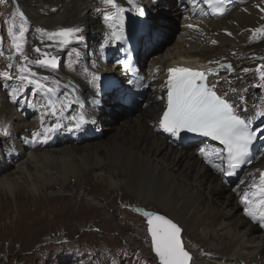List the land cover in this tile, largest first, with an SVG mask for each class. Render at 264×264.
Masks as SVG:
<instances>
[{
  "label": "bare ground",
  "instance_id": "bare-ground-1",
  "mask_svg": "<svg viewBox=\"0 0 264 264\" xmlns=\"http://www.w3.org/2000/svg\"><path fill=\"white\" fill-rule=\"evenodd\" d=\"M205 1L115 0L114 4H105L104 0H26L21 12L30 35L25 45L19 36L22 24L18 21V32L14 31V35L21 50L15 65L19 71L26 65L49 73L51 79L43 80L39 103L34 99L27 101L21 93L15 99V103H20L19 108H14L9 96L16 90L15 78L10 82L7 75H2L6 79L4 88H11L8 92L4 88L0 91V141L5 146L0 147V192L7 188L14 198L21 194L27 197L20 186L13 193L12 188L21 175H13L10 164L15 163L4 160L5 150L7 156L16 159L10 147L17 156L24 157L16 162L15 170L23 174L27 167L36 169L41 183H33L31 191L43 201L48 200L47 193L54 186H59L61 194L79 197L84 207L96 210L91 200L99 197L95 192L99 184L120 194V206L123 204L124 208L137 211L142 201L165 209L198 246L208 251L204 257L210 259L201 257L200 264H264V227L249 217L245 212L247 205L241 199L245 191L255 190L252 183L259 184L260 173L264 172V143L258 149L255 163L232 181L214 166L223 167L222 160L214 155L219 149L216 143L200 135L183 144L160 127L167 110L169 68L204 73L210 89L236 106L237 114L242 116L255 115L253 106L264 105L261 79L264 41L257 39L264 36V0H226L228 10L223 15L210 13ZM179 4H184V8L177 7ZM164 8L172 16L182 17L180 36L164 54H155L146 70L142 68L149 84L141 108L137 107L140 111L113 127L112 117L123 111L128 94L124 88L125 73L117 60L112 62L118 46L111 36L121 30L118 22L130 10L146 13L144 16L149 19L144 23L149 28L135 37L136 60L142 66V59L152 46V37L159 41L169 31L163 21L168 14L159 16ZM147 11L152 12L151 18L147 17ZM77 28L80 31L74 36L79 39L70 37L67 44H62L64 38L59 35L43 37L61 29ZM10 41L13 45V37ZM36 49L40 50L39 54L59 55V69L51 72L35 63ZM101 54L105 55L104 59L100 58ZM64 60L67 65L63 64ZM23 74L26 80L30 79L27 73ZM106 77L116 83L108 82ZM40 86L33 84L34 88ZM49 99L56 101V116L45 107ZM61 103L64 107L59 112ZM28 112L38 114L26 121ZM102 127L114 130L111 139L94 142L95 132L102 134ZM250 127L264 138V118L255 120ZM201 148L209 153L207 158L201 155ZM44 168L53 170L41 171ZM97 169L104 174L94 181L92 176ZM86 192L93 194L91 199L86 197ZM14 201L17 204V198ZM17 214L19 218L22 216L16 209ZM60 236L55 241L62 239ZM123 239L135 244L132 237L123 236ZM135 246L142 255L146 254Z\"/></svg>",
  "mask_w": 264,
  "mask_h": 264
},
{
  "label": "rangeland",
  "instance_id": "rangeland-1",
  "mask_svg": "<svg viewBox=\"0 0 264 264\" xmlns=\"http://www.w3.org/2000/svg\"><path fill=\"white\" fill-rule=\"evenodd\" d=\"M25 1L0 0V74L7 73V77L11 80L13 77L15 78L14 82L17 84L15 96L23 93L22 87L26 85L25 82L27 80H30L24 79L22 81L20 79L21 73L15 65L20 52L16 50L10 41L14 31L15 33L18 32V21L25 28V16L21 18L19 15L25 6ZM183 6L184 4H180L177 7L183 9ZM14 12L15 15H13ZM164 14H168L163 21L169 27V31H166L159 41L152 37V46L148 47V53L141 62L142 68L145 70L152 62L155 54H164V50L169 45L172 46L174 41L180 36L179 24L182 17L172 16V12L170 13V10L166 8L162 10L159 16L164 17ZM12 15L14 18H10ZM144 15L146 13H143L141 21L142 33L149 28L148 24L144 23V20L148 21L149 18H145ZM148 16L151 18L152 12L147 11ZM153 19H155V16ZM10 29L12 36L10 35ZM29 35V30L25 28L22 38L25 45ZM257 39L259 42H263L264 36H259ZM18 44L19 46L21 45L20 42ZM146 46L148 45L146 44ZM39 53L40 51L37 52L35 50L33 56H36L37 59V57L41 56ZM63 64L67 65L68 63L66 64L64 60ZM49 68L57 69L59 66L57 64V67ZM26 76L32 77L34 74L27 73ZM49 79L51 77H39L40 81H48ZM10 82H13V80ZM5 83L6 79L0 75V91L4 88ZM10 88H4L3 91L8 92ZM15 99H13V94L9 96L11 106L19 108L20 103H15ZM108 101L109 99L106 100V104H108ZM138 104L142 105L141 101L136 102L133 107H123V111L113 115L110 122L111 125L113 127L118 126L126 116L138 113L141 108V106H139L140 108L136 107ZM35 117L30 114L29 118L25 117V120L31 121ZM102 129L104 130L102 134L95 132L94 142L100 143L111 139L114 130L107 127H102ZM84 136L85 134L82 135V139ZM2 142L4 141H0V147L3 146ZM13 154L16 159L6 155L7 158H10L15 163L10 164L11 169L14 171L12 173L17 176L21 175V178L12 188L13 193L15 192V187L20 186L27 197L23 196V194L15 197L18 200L17 204H15L14 194H10L7 188L2 189L0 192V264H159L155 254L151 251L146 216L144 215L145 212L150 211L158 212L180 226L183 246L192 256L190 264H200L199 259L201 257L207 260L210 259L209 257H204V253L208 251L204 250L202 246H198L195 239L188 235L187 230L179 222L171 218L165 209H161L159 205H149L142 201V206L139 208L140 211H133L131 207L124 208L123 204L120 206L122 203L120 194L112 191L109 187L104 188L102 185L96 184L95 192L99 195L97 198H92L93 194L86 192V197L93 199L91 201L96 206V210H89L84 207L85 204L80 202L79 197L61 194L58 191L60 190L59 186H54L52 188L53 191L47 193L48 200L43 201L41 197L38 198L31 191L33 183H41V180L36 175V169L30 166L25 169V174H21L18 170H15L16 162L24 160V157ZM48 169L49 171L53 170L51 168ZM48 169L44 168L41 171H47ZM102 173L104 174V171L97 169V173L92 176L93 180L95 181V177ZM2 197L4 198L2 199ZM124 201L126 200L124 199ZM16 209L22 214L20 218L18 217L19 214L16 215ZM34 209L37 210L35 211ZM58 235H61L62 239L55 241ZM123 236L132 237L135 240V244L124 242ZM135 245L141 247L146 254L142 255Z\"/></svg>",
  "mask_w": 264,
  "mask_h": 264
},
{
  "label": "snow or ice",
  "instance_id": "snow-or-ice-1",
  "mask_svg": "<svg viewBox=\"0 0 264 264\" xmlns=\"http://www.w3.org/2000/svg\"><path fill=\"white\" fill-rule=\"evenodd\" d=\"M105 4H114L115 0H104ZM122 11V10H120ZM223 14V10L217 8ZM143 15V12L140 13ZM15 15V12L13 13ZM23 17V13H19ZM122 22V17H121ZM80 29H61L58 33L50 35H59L63 37L62 44H67L70 37H75L74 34ZM12 34L10 29V35ZM24 28L20 27L19 36L23 37ZM17 37L13 35V45L19 52L20 46L16 43ZM215 43V41H213ZM39 52V49H36ZM79 55V53H77ZM27 60V57H25ZM35 63L42 66L57 67L56 58L49 60L36 61ZM225 67V65H220ZM231 67V65H227ZM22 73L20 79L23 81L26 77L23 73H31L26 65L20 68ZM168 86V103L167 110L163 113V118L160 121V127L165 132L171 133L173 136H178L181 131L198 133L203 136L211 137L224 145V149H216L214 155L219 159H227L228 171L221 165H214L220 172L225 175L234 174V170L245 162V157L249 152V147L256 138L254 130L250 127L255 120L264 118V105L253 106L255 115L242 116L237 114L236 106L229 103L226 99L221 98L215 91L207 87L203 83L206 75L201 72H193L187 68H169ZM211 72V70H209ZM0 75H7L3 73ZM261 79L264 80V73H261ZM200 81L201 83H197ZM32 83L31 80L28 81ZM51 91V90H49ZM16 90L13 89V99ZM47 109H50L51 115H58L56 101L48 100ZM64 105L61 103L59 112L63 111ZM243 111L246 113L248 109L245 107ZM82 120V117H81ZM79 127V124L77 125ZM51 129H45L49 131ZM226 151L227 156L224 157L222 152ZM201 155L208 157L209 153L205 149H200ZM243 183V181H242ZM252 187L255 189L249 193L245 191L241 198L242 202L247 206L245 212L252 217L253 220H258L264 227V172L260 173L259 184L253 181ZM253 199H250L249 197ZM137 211H140L139 209ZM148 217V231L152 237V247L156 255L159 257L160 264H188L190 259L189 254L184 250L181 239L180 227L172 220L158 215L156 213H144Z\"/></svg>",
  "mask_w": 264,
  "mask_h": 264
},
{
  "label": "water",
  "instance_id": "water-1",
  "mask_svg": "<svg viewBox=\"0 0 264 264\" xmlns=\"http://www.w3.org/2000/svg\"><path fill=\"white\" fill-rule=\"evenodd\" d=\"M140 106V105H139ZM148 213H156V214H158V215H161V216H164V215H162V214H160V213H158V212H155V211H150V212H148ZM164 217H166V216H164ZM166 218H168V217H166ZM169 219V218H168ZM171 220V219H170ZM173 221V220H172ZM174 222V221H173ZM175 223V222H174ZM146 224H147V230H148V228H149V225H148V217L146 216ZM175 224H177V223H175ZM178 225V224H177ZM179 226V225H178ZM180 227V226H179ZM181 229V228H180ZM181 232H182V229H181ZM148 234H149V237H150V241H151V251H152V253L153 254H155V256H156V260H157V262L160 264V260H159V257L156 255V253H155V251L153 250V247H152V237H151V234H150V232L148 231ZM180 239H181V242H182V245H183V241H182V238H181V233H180ZM183 248H184V246H183ZM184 250L189 254V256H190V258H191V254L184 248ZM188 264H190V259H189V261H188Z\"/></svg>",
  "mask_w": 264,
  "mask_h": 264
}]
</instances>
